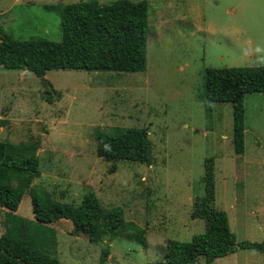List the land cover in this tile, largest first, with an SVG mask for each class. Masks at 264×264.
I'll return each instance as SVG.
<instances>
[{"label": "rangeland", "instance_id": "obj_1", "mask_svg": "<svg viewBox=\"0 0 264 264\" xmlns=\"http://www.w3.org/2000/svg\"><path fill=\"white\" fill-rule=\"evenodd\" d=\"M78 1L85 0H0V28L14 39L58 41L60 16L46 6ZM147 1L142 71L52 69L43 80L0 67V140L36 146L39 163L13 213L36 221L29 189L38 186L75 205L93 192L128 224L125 235L97 242L75 235L68 219L48 224L62 264H164L166 240L190 241L205 229L190 213L203 195L207 157L214 160L213 205L226 212L237 242H264V91L244 94L241 154L233 151L231 103L202 99L206 68L264 66V0ZM114 126L146 129L147 162L96 154V134ZM8 214L0 206V235ZM194 264H264V251L237 246Z\"/></svg>", "mask_w": 264, "mask_h": 264}, {"label": "trees", "instance_id": "obj_2", "mask_svg": "<svg viewBox=\"0 0 264 264\" xmlns=\"http://www.w3.org/2000/svg\"><path fill=\"white\" fill-rule=\"evenodd\" d=\"M46 8L60 16L61 39H14L0 28L1 68L28 69L38 76L52 69H145L147 0H114L104 4L85 0ZM251 91H264V66L205 69V104L228 101L232 105L235 154L243 152V97ZM96 141V154L105 160L149 159L150 142L144 128L114 126L110 133L98 132ZM35 147L0 140V206L9 213L7 229L0 235V264H62L52 255L57 241L55 231L48 226L61 218L72 222L75 235L86 234L93 242L106 234L110 238L125 235L128 224L121 209H105L93 192L85 193L75 205L55 199L43 187L33 186L29 193L36 221L14 214L32 178L39 175ZM202 180L203 195L195 197L190 215L203 219L205 229L193 234L190 241L166 240L163 263L194 264L201 255L210 263L232 253L237 246L264 251V242H237L226 212L214 207L212 157L204 159ZM107 247L102 249V259L108 254Z\"/></svg>", "mask_w": 264, "mask_h": 264}, {"label": "water", "instance_id": "obj_3", "mask_svg": "<svg viewBox=\"0 0 264 264\" xmlns=\"http://www.w3.org/2000/svg\"><path fill=\"white\" fill-rule=\"evenodd\" d=\"M41 78H42L43 80L45 79L43 75L41 76ZM45 85H48V86H49V84H48L47 81H45Z\"/></svg>", "mask_w": 264, "mask_h": 264}]
</instances>
